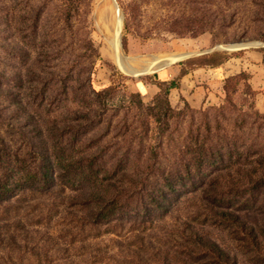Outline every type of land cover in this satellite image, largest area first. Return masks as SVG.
Wrapping results in <instances>:
<instances>
[{
    "label": "rangeland",
    "instance_id": "obj_1",
    "mask_svg": "<svg viewBox=\"0 0 264 264\" xmlns=\"http://www.w3.org/2000/svg\"><path fill=\"white\" fill-rule=\"evenodd\" d=\"M81 1V16L66 24L64 0H0L2 152L20 154L29 166L34 152L50 147L47 128L65 129L79 147L100 154L103 165L128 162L123 182L131 203L180 168L192 138L210 132L215 143L254 146L264 174V0ZM118 21V60L134 75L119 67L110 45ZM238 44L250 46L216 49ZM247 54L245 69L200 108L180 96L179 85L170 95L174 112L161 124L130 109V94L151 107L161 85ZM179 55L186 57L175 61ZM92 91L103 94L96 99ZM86 97L93 104L77 113ZM75 196L58 180L51 192L1 201L0 264H197L185 256L178 232V218H197L193 197L182 199L172 219L127 216L94 224L73 205ZM263 217L249 211L243 219L251 228ZM210 231L238 264H264L263 234L253 252L238 233Z\"/></svg>",
    "mask_w": 264,
    "mask_h": 264
},
{
    "label": "trees",
    "instance_id": "obj_2",
    "mask_svg": "<svg viewBox=\"0 0 264 264\" xmlns=\"http://www.w3.org/2000/svg\"><path fill=\"white\" fill-rule=\"evenodd\" d=\"M64 1V23L70 24L81 16L82 1ZM228 60L224 59L223 63ZM238 78L230 79L227 84ZM179 85H161L151 107L145 106L140 94H130V109L161 124L174 112L170 94ZM92 94L97 99L103 92L92 91ZM91 104L93 100L86 97V102L78 104L77 113L86 107L90 109ZM64 130L47 128V137L52 133L50 147L44 152H34L36 163L29 166L20 154L11 155L0 150V202L51 192L61 180L63 190L77 196L70 198L73 205L85 209L91 223L110 224L127 216L168 219L179 210L182 199L188 203L194 198L191 204L197 210V218H178L185 256L196 260L197 264H238L225 242L213 237L211 229L229 235L238 233L241 241L247 239L253 252L260 248L264 223L249 228L243 219L249 211L264 215L261 201L264 195L263 162L255 158L254 146L235 140L215 143L211 132L192 138L180 168L163 176L161 184L153 191L141 194L131 203L129 198L125 199L123 182L128 175V162L116 160L114 165L107 167L102 164L100 154L86 152L79 147L78 137H66ZM167 264L172 263L167 261Z\"/></svg>",
    "mask_w": 264,
    "mask_h": 264
},
{
    "label": "crops",
    "instance_id": "obj_3",
    "mask_svg": "<svg viewBox=\"0 0 264 264\" xmlns=\"http://www.w3.org/2000/svg\"><path fill=\"white\" fill-rule=\"evenodd\" d=\"M249 55L241 59H231L219 69H196L186 73L180 80V96H183L194 108H200L204 100L216 99L223 89L224 80L245 69ZM166 81L170 82V78ZM206 84L209 87H206ZM173 93L172 90L171 97Z\"/></svg>",
    "mask_w": 264,
    "mask_h": 264
},
{
    "label": "bare ground",
    "instance_id": "obj_4",
    "mask_svg": "<svg viewBox=\"0 0 264 264\" xmlns=\"http://www.w3.org/2000/svg\"><path fill=\"white\" fill-rule=\"evenodd\" d=\"M119 20V19H118ZM120 28H121V22L120 21H118V23H117V25H116V33H114L115 34V36H114V38L111 40V42H110V45H111V47H112V49L114 50V53L116 54L115 56H116V60H117V62H118V64H119V67L123 70V71H125V72H127V73H133V75H134V69H133V71L132 70H129V69H127L125 66H123L122 64H120V61L118 60V54H117V50H118V47H119V43H118V33H119V30H120ZM243 45H237V46H234V47H236L234 50L235 51H237V50H240V48L242 47ZM233 50V51H234ZM176 57V56H175ZM184 57H186V56H180L179 55V57H176L174 60L175 61H177V60H179V59H182V58H184ZM191 57V56H190ZM172 58V57H171ZM125 61V60H124ZM123 61V62H124ZM168 62H171V61H169L168 60ZM149 64V63H148ZM171 64V63H170ZM127 65H129V64H127ZM150 65V64H149ZM153 65V64H152ZM157 65H158V63H157ZM164 65V64H163ZM168 66V65H167ZM157 69V68H156ZM143 71V70H142ZM150 71V70H149ZM153 71V70H152ZM138 71H136V73H137ZM143 73V72H142ZM156 73V72H155ZM140 75V74H139Z\"/></svg>",
    "mask_w": 264,
    "mask_h": 264
},
{
    "label": "water",
    "instance_id": "obj_5",
    "mask_svg": "<svg viewBox=\"0 0 264 264\" xmlns=\"http://www.w3.org/2000/svg\"><path fill=\"white\" fill-rule=\"evenodd\" d=\"M238 45H243L241 48H240V50L241 49H245V48H247V47H249L250 46V44H238ZM234 46H236V45H231V46H229V47H222V46H218V47H216V49H225V50H228V51H233L236 47H234ZM235 51V50H234ZM120 64H122L121 62H120Z\"/></svg>",
    "mask_w": 264,
    "mask_h": 264
}]
</instances>
